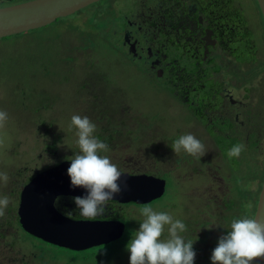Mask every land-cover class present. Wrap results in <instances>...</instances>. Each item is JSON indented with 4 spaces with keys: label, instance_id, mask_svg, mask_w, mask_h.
<instances>
[{
    "label": "rangeland",
    "instance_id": "rangeland-1",
    "mask_svg": "<svg viewBox=\"0 0 264 264\" xmlns=\"http://www.w3.org/2000/svg\"><path fill=\"white\" fill-rule=\"evenodd\" d=\"M138 5L139 0H121L119 4H114L116 8L131 15L136 14ZM104 7L105 1H101L79 13L63 17L62 21L56 20L45 27L23 32L24 34L0 38V110L8 113L7 122L0 128V171L9 176L6 185L0 182V196L10 198L5 215L0 217L2 264H130L127 245L144 219L140 210L145 206L157 212H167L174 220H180L192 211L199 212V216L185 218L192 219L190 225H198L204 218L210 217L212 222L205 227L213 231L209 233V237L219 234L225 221L223 216L232 222L237 213L242 214L241 204L244 198L241 189L248 195L245 203L248 206L247 213H252L254 207L250 203L255 198L257 207L264 179V143H259L260 148L251 157H246L248 163L241 168L245 181L239 172L220 170L210 164L192 173L190 166L193 163L188 159L190 154L183 150L176 154L171 145L187 133H192L203 141L204 133L192 128V116L188 115L180 102L172 100L171 85L161 77L144 72L145 64L139 59L127 57L130 59L127 60L121 52L116 55L111 52L114 26L109 20L105 26V15L100 13ZM100 21L102 25H99ZM81 31L85 32L84 39L91 38L86 42L85 49L80 46L84 43ZM32 37L36 43L32 42ZM39 38L45 39L51 47L56 46V43L61 47L67 39L76 44L71 45L68 51H64L66 45H62L60 51L64 53L61 52L56 57L50 55L51 59L45 57L44 61L51 64L37 73L32 69V59L36 52L26 51V48L39 51ZM67 52L73 55L66 57ZM91 65L95 66L96 73H103L107 77L106 83L103 79L101 83L97 81L96 88L103 87L106 91L107 100L102 106L108 112L100 113L99 108L93 105L94 98L88 97L90 90L83 87ZM18 81L25 85V89L42 90L53 106L33 109L37 99L34 97L36 100H24L20 86L16 84ZM255 86L260 89L259 79ZM216 87L213 89L216 90ZM205 89V92L211 94V86H205ZM258 97L254 98L256 104ZM74 114L88 116L97 125L95 136L98 132L102 137H108L109 134L113 136L109 151L102 154L109 156L120 169L140 165L153 172L151 175L167 180L165 193L152 204L128 203L118 206L121 217H127L132 225L128 228L129 235L127 236L128 230L123 234L126 237L125 243L117 251H110L103 244L87 250L58 248L26 234L16 225L22 190V187L15 188L21 178L18 174L28 171L24 173L26 177L31 171H40L48 163L53 166L64 159H71L79 151L76 143L77 130L70 128ZM260 127L261 129H257V136L263 132L261 139L264 142V129L262 125ZM53 139L57 142L55 148L50 149L48 144ZM36 144L39 152L32 154ZM204 145L206 153L213 156V145ZM239 156L242 158L244 155ZM191 202L193 205L190 206ZM167 229L166 225L161 239L169 238ZM209 244L210 240L200 242L201 248L205 250ZM204 260L205 258L201 259Z\"/></svg>",
    "mask_w": 264,
    "mask_h": 264
},
{
    "label": "flooded vegetation",
    "instance_id": "flooded-vegetation-1",
    "mask_svg": "<svg viewBox=\"0 0 264 264\" xmlns=\"http://www.w3.org/2000/svg\"><path fill=\"white\" fill-rule=\"evenodd\" d=\"M23 1L27 0H0V6ZM101 1L105 26L107 20L114 26L111 52L139 59L144 72L171 85L172 100L192 116V128L205 135L202 142L213 145V156L188 157L193 163L190 171L210 164L238 172V161L244 168L246 157L264 143L263 132L257 136L260 125L264 129V17L258 1L139 0L132 15L114 6L121 0H99L89 6ZM87 79L96 87L107 77L91 65ZM258 79L261 90L255 86ZM205 86H211V94ZM253 141L257 148L250 145ZM237 144L245 146L244 156L229 158L228 151Z\"/></svg>",
    "mask_w": 264,
    "mask_h": 264
},
{
    "label": "clouds",
    "instance_id": "clouds-1",
    "mask_svg": "<svg viewBox=\"0 0 264 264\" xmlns=\"http://www.w3.org/2000/svg\"><path fill=\"white\" fill-rule=\"evenodd\" d=\"M7 120L8 113L0 110V128ZM72 127L77 130L79 151L70 159L67 175L71 188H83L85 192L71 199L81 216L86 220H95L106 213L108 201L122 193L128 185L125 180L124 187H121L123 172L109 156L102 154L109 151V146L94 135L97 125L88 116L74 114L71 117ZM171 147L176 154L181 150L197 158L206 154L204 143L192 133L181 135ZM244 148L243 144L234 145L227 155L229 158L239 157ZM8 181V174L0 171V182L6 185ZM9 203L8 196H0V217L5 215ZM140 211L144 219L127 245L130 264H194V241L185 242L180 235L186 231L184 222L174 220L167 212L154 211L149 206ZM166 225L169 238L164 240L161 237ZM259 258H264V220L247 216L232 220L230 230L219 237L211 254L212 264H253Z\"/></svg>",
    "mask_w": 264,
    "mask_h": 264
},
{
    "label": "water",
    "instance_id": "water-1",
    "mask_svg": "<svg viewBox=\"0 0 264 264\" xmlns=\"http://www.w3.org/2000/svg\"><path fill=\"white\" fill-rule=\"evenodd\" d=\"M99 0H27L0 6V38L52 24ZM264 17V0H257ZM70 159L39 171L21 190L18 216L22 228L48 243L71 250H84L121 238L126 224L120 219H75L56 206L60 196L83 195V188H71L67 169ZM122 171V170H121ZM121 187H128L109 201L122 204L150 203L166 191V179L147 173L122 171ZM253 218L264 220V179ZM264 264V258L253 261Z\"/></svg>",
    "mask_w": 264,
    "mask_h": 264
},
{
    "label": "trees",
    "instance_id": "trees-1",
    "mask_svg": "<svg viewBox=\"0 0 264 264\" xmlns=\"http://www.w3.org/2000/svg\"><path fill=\"white\" fill-rule=\"evenodd\" d=\"M257 8H259L258 5H257ZM97 16H94V19H97ZM58 20L62 21V18H60ZM63 21H65V20H63ZM98 23H99V25H102L100 22H98ZM84 33L85 32H83V31L80 32L82 39L85 38ZM5 38H8V37H4L2 39H5ZM90 39L91 38L82 40L84 43L82 45H80V46H84V49H85L86 48V42H88ZM31 40H32L33 43H36V40L33 37L31 38ZM31 40H30V42H31ZM74 42L75 41H70V39L65 40L62 43L63 46L66 45V48H65L64 51H68V49H69V47L71 45L76 44ZM38 45H39V47H38V50L39 51L30 49V48H26V51L32 50V51L36 52V54L34 55L35 58L32 59V62L34 63L32 65V69H35V71H37V73L39 71H43L44 68L47 67L48 64H51V62H45L44 61L45 57H47L48 59H51L52 57H54V55L56 57L57 55L61 54V52L64 53L63 51H60L62 49V45L60 47L59 43H56V46L51 47V46H48V43L45 42V39H40L39 38V44ZM54 53H56V54H54ZM67 53H68V55L66 57H69V56H72L73 55V53H71V52H67ZM50 55L52 57H49ZM48 59H47V61H48ZM2 79H4V78H2ZM20 82L21 81H18L16 84L20 86L19 88L21 89V94L23 95L24 100H26V99H33L34 100L35 98L37 99V100L35 99L36 102H35V105H33V107H34L33 109H40L42 106L44 108H50V107L53 106L52 105V102L48 99V97L44 94V92L42 90H38L37 91L36 89H33V88H29V90H28V88L25 89V85H21ZM89 86H92L93 87V85L91 84V81H89L87 79V77H86L85 81L83 82V87L89 89ZM102 88L93 87V89L88 92L89 93L88 97L94 98L93 105L95 107H98L99 108V112L100 113H103V111L108 112L102 106V105L105 104V99H106V95H105L106 91L104 90V88L103 89ZM15 89H17V88H15ZM96 90H97V92H95ZM39 98L41 100H43V101H41ZM108 115H110L112 117V115L110 113H108ZM100 129L102 130V127ZM99 133L100 132L96 133V137L98 139H100L101 141H104L105 143L108 144V146L111 147V141L110 140H111V137H113V136H111L109 134L108 137L107 136L102 137V135H100ZM56 142H57L56 139H53L52 140V143L50 145L48 144L49 148L50 149L55 148V143ZM250 145L252 147H254L256 145V148L258 147V144H256V141H253ZM38 147L39 146L36 144L35 151H33L32 154H34V153L37 154L39 152L38 151ZM256 148H254V149H256ZM64 160H67V159H64ZM60 162H58V163H60ZM58 163H55V165L58 164ZM240 164H241V162L238 161L237 166H239ZM50 166H52V165L50 163H48L47 165H44L40 171H42L44 169H47ZM241 168L242 167L239 166L238 172H239V174L242 175L241 178L245 181L246 179L243 176V171H242ZM120 170L127 171V172H130V173H137V174H139V173H145V172H147V174L149 173L148 171H145L142 167H139L137 165L136 166L127 167V168H124V169H120ZM25 172H28V171H25L24 170L23 172H21V173L18 174V175L21 176V178H19V182L15 184V188L16 189L18 187H23L39 171H37L36 173H34L35 170L34 171H31L26 177H24V173ZM239 189H241V188H239ZM258 193H259V191H258ZM241 194H242V196L244 198V200L242 201V204H241L242 214H238L237 213L236 219H240V218H243L245 216L250 217V218H253L254 217V213H255V208H256V205H255V199L256 198L254 200H252V202L250 203V204H252V206L254 208H253L252 213L251 214H248L247 213L248 206H245V203L248 200V198H247L248 195L245 193V190H242V189H241ZM71 197H73V196H60V197H58L57 200H56V206H57V208L62 213L66 214V215H68V216H70L72 218H75V219L84 218L83 216L80 215L79 209L76 208V206H75L73 200L71 199ZM155 201H152L149 204H152ZM126 204H128V203H126ZM126 204H122V203H119L117 201H109L108 202V205H107V211H106V213L103 216H97L96 219H120V220L124 221L125 224H126L125 232H127V230H128V232H127V236H128L129 235V229H128L129 228V225L130 226L132 225L131 220H129L127 217H121L122 215L119 213L120 211H119V208H118V206L121 207V206H125ZM206 204L208 205V203H206ZM191 205H193V202L190 203V206ZM69 213H71V214L69 215ZM193 215L199 216L201 214L199 212L192 211L191 214H187L184 218L180 219L182 222H186L185 225H186V228H188L185 232L182 233V237L185 239V242H187L188 240L194 241L193 248H194V250L196 252V257H195L194 264H212V261H211L212 251L217 246L219 237L221 235H223V234H226L227 231L230 230L231 222H230V220H227L229 218L226 217L227 218L226 219L223 216V218H224L225 221H224V223L222 225L221 230L219 231V234H216V235H213L212 237H209V233H212L213 231H212L211 228H205V227L208 225V223L212 222L209 219L210 217L204 218L203 219V222L200 223V224H198V225L197 224H191L190 225L192 219H185V218H187V216L193 217ZM16 223H17L16 225L19 227V230H22L26 234H28L22 228V225L20 224V221L19 220ZM133 231H134V229H133ZM28 235H31V234H28ZM125 238H126L125 236H122L120 239H118L116 241L109 242L107 244H103V246L106 247V248H109L110 251H112V250L113 251H117L118 250V247H122L124 245ZM207 240H210V244L206 247V250H205V249H203V247L201 248L200 242L207 241ZM46 243L47 244H51V243H48V242H46ZM51 245H53V244H51ZM53 246H56L58 248L60 247V246H57V245H53ZM92 249H93V247H92ZM197 255H199V256L197 257ZM202 258H205V260L204 261H201Z\"/></svg>",
    "mask_w": 264,
    "mask_h": 264
}]
</instances>
